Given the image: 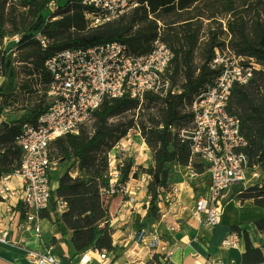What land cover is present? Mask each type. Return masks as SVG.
<instances>
[{
    "label": "trees",
    "instance_id": "16d2710c",
    "mask_svg": "<svg viewBox=\"0 0 264 264\" xmlns=\"http://www.w3.org/2000/svg\"><path fill=\"white\" fill-rule=\"evenodd\" d=\"M53 1H66L51 18L44 12ZM141 5L131 13L101 26L92 27L85 13L87 8L80 0H0V100L8 102V82L17 74L16 62L26 66L29 75H38L46 84L44 97L32 105L20 118L2 122L0 127V176L12 175L21 166L22 150L17 139L26 123L37 119L48 110L50 99L48 85L51 80L46 69V60L68 48H86L99 43L121 41L126 43L135 56H143L151 51L153 41L161 38L173 49L175 57L167 76L171 89L166 96L149 92L143 103L124 96L105 99L94 113L99 128L91 134L83 125L79 134H68L56 139L50 147L53 160L59 162L63 157L75 159L78 169L84 175L74 177L70 171L57 177L58 186L52 191L49 207L42 212L44 219L55 217L63 238L72 234L74 250L71 257L82 255L90 250L107 249L111 253L113 230L110 225L111 197L105 201L102 189L108 185V154L116 143L125 137L129 130L137 126L132 121L124 124L109 120L129 111L142 110L146 106L161 104V119L152 118L141 123V130L148 147L153 150L155 164L146 169L150 175L147 195L150 197L146 218L157 220L161 216L159 204L171 190V165L188 166L192 164L199 173L206 171L201 159L191 161L189 141L181 136V131L192 127L194 114L191 110L195 96L218 75L210 66L215 49L227 43L218 39L212 31L205 43L204 55L200 65L195 64V54L199 46L201 26L199 20L209 12L214 18L218 8L229 18L222 21L221 28L229 35L228 44L238 54L255 58L264 66V0H139ZM260 3V7L256 4ZM59 5V3H57ZM22 8V28L15 19L14 31L9 35L7 24L10 15ZM217 8V9H216ZM216 9V10H215ZM211 11V12H210ZM31 18L29 22L26 19ZM224 22L227 30H224ZM41 32L49 43L42 47L34 34ZM161 32V33H160ZM20 35L18 43L13 42L10 49L19 53L13 58L9 48L3 43L5 37ZM182 75L184 82L176 90L177 78ZM264 68L255 71L254 77L243 85H236L231 93L228 110L240 118L241 132L248 141L245 149L251 166H258L264 174ZM3 108L0 106V115ZM140 130V131H141ZM59 148L55 155L54 147ZM134 161L129 158L122 167L123 180L132 173ZM230 199L237 197L242 201L250 200L264 208V181L249 186L242 184L230 190ZM64 201L66 208L59 211V202ZM107 202V203H106ZM256 230L264 234V216L253 221ZM149 225V224H148ZM147 226L145 220L136 223L137 231ZM231 230L244 240L243 264H263L264 251L256 247L247 229L240 224H232ZM156 260V257L154 258ZM153 261V260H152Z\"/></svg>",
    "mask_w": 264,
    "mask_h": 264
},
{
    "label": "built area",
    "instance_id": "2783aa9c",
    "mask_svg": "<svg viewBox=\"0 0 264 264\" xmlns=\"http://www.w3.org/2000/svg\"><path fill=\"white\" fill-rule=\"evenodd\" d=\"M80 1L87 8L85 16L92 27L119 19L141 5L139 0ZM56 5L53 1L49 8L54 9ZM224 30H227L225 22ZM34 36L42 47H47L49 40L45 35L36 32ZM19 41L20 35L16 34L5 37L3 43ZM174 57L173 49L160 35L153 41L151 51L143 56H135L124 42L110 41L86 48L64 49L46 60L51 78L50 106L37 121L26 123L17 139L22 150L19 169L12 175L0 176L1 244L22 250L30 264H69L51 250L33 248L25 242L27 234H34L43 241L42 212L49 207L54 189L52 176L58 169V161L50 154L52 142L68 134H79L105 99L127 96L143 103L149 92L166 96L171 89L167 72ZM210 66L218 75L195 96L191 107L192 127L182 130L181 136L189 141L191 161L201 159L208 176V191L196 200L194 215L202 223L215 227L221 223L226 194L236 185L248 186L259 176V167L250 165L245 152L248 141L241 132L240 118L229 112L228 103L233 88L247 84L255 71L264 66L253 57L238 55L228 42L215 49ZM144 147L147 149L148 145L141 131L134 129L109 152L108 185L101 191L104 199L108 201L122 195L125 197L123 207L129 209L136 200L131 196L132 187L146 188L150 176L131 175L123 180L121 170L131 158L134 161L132 173L138 175L140 168L136 160L141 151L145 152ZM198 173L190 164L187 178L193 180ZM13 178L18 179V184L11 183ZM162 205L166 211L163 209L161 216L187 209L178 187H171L160 208ZM65 208L66 203L60 201L59 211ZM152 227L136 231L135 243L152 254L153 264H176L172 261L171 240ZM240 242V237L233 234L221 244L232 249L239 247ZM97 251L101 264H110L111 252Z\"/></svg>",
    "mask_w": 264,
    "mask_h": 264
},
{
    "label": "crops",
    "instance_id": "0c3cea01",
    "mask_svg": "<svg viewBox=\"0 0 264 264\" xmlns=\"http://www.w3.org/2000/svg\"><path fill=\"white\" fill-rule=\"evenodd\" d=\"M188 169L189 166H176L172 169L170 178V186L179 188L187 209L166 212L164 216L156 220V230L171 240L174 252L172 261L176 264H243L245 243L242 238L237 248L228 249L221 244L225 238L236 234L230 228L232 224H240L242 229H247L253 244L264 251V234L257 231L253 223L254 220L264 216V208L252 202L242 204L240 201L230 199L229 191L226 194L221 223L215 227L202 223L194 215V207L196 200L208 191V176L205 171L198 173L195 179L190 180L186 174ZM11 183L18 184V179L13 178ZM146 193L139 185L133 186L131 196H134L136 200L129 209L123 207L124 196L113 197L110 204V225L113 229L114 250L110 254V264H153L152 254L139 247L134 241L138 221L145 220L147 226H151L146 218L147 208H141L145 199L146 204H149ZM231 201H235V204L243 211L237 209L238 212L234 209L235 213H233L229 209ZM163 209L166 211L164 205L161 208L162 214ZM25 242L33 248L49 249L69 264H101L97 250L71 257L70 252L74 250L72 234L69 233L66 238H63L53 215L51 220L43 221V241L34 234H27ZM0 264L30 263L22 250L0 243Z\"/></svg>",
    "mask_w": 264,
    "mask_h": 264
},
{
    "label": "rangeland",
    "instance_id": "374dc122",
    "mask_svg": "<svg viewBox=\"0 0 264 264\" xmlns=\"http://www.w3.org/2000/svg\"><path fill=\"white\" fill-rule=\"evenodd\" d=\"M57 3H59V5L54 6V9L48 8L44 12V16L46 18H51L53 15H55V14L51 15V13L53 11L56 12L58 10V7L63 6L66 3V1H57ZM256 7H260V3L256 4ZM218 9L219 10L216 13L214 18H209L208 17L209 12H208L204 16V18L199 20V22L197 24V26H201L199 46H198V48L196 50V54H195V64L197 66L200 65L202 62L203 55H204V47H205L204 45L210 39L212 31L217 32L219 41H221V42L225 41L226 43H227V41H229L230 35L226 31L222 30L221 24H220V23H222V21H227L229 16L226 13L222 12L221 8H218ZM260 9H262V8L260 7ZM22 11H23V9L19 8L12 15H10L9 21L7 24V30L10 33L9 35H12V33L14 31V23L12 24L13 19H15L17 26L22 28V25H23V23H22L23 19L21 17ZM30 20H31V18H28V19H26V22H29ZM12 43L13 42H8V44L6 46L9 48V52L12 54V57L14 58L19 53V50L16 51L15 48L10 49ZM16 66H17V74L14 78L9 80L8 86H7V91L9 94V100H8V102H4L2 99L0 100V106L3 108L2 114L0 115V127H1L2 122H5V121L9 122L13 119L20 118L24 113H26L29 110V108L32 105H34L35 103H37L40 99H42L44 97L46 84L41 80V78L38 75H29L27 69L25 68L26 65L22 62H16ZM3 80H4V77L0 75V82L2 83ZM183 82H184L183 76L179 75V77L177 78V83H176V90L177 91H179L181 89ZM263 95H264V91H263ZM142 107H143L142 110L137 109L136 111H129V112L122 114L121 116H118L116 118H112L109 120V123H114V122L120 121L124 124H129L132 121H134L135 125H137V126L132 127L129 130V132H131V130H134V129L141 130V123L142 122H148V121L152 120V118L161 119V117L163 115V106L161 104L154 105V103H153V105L148 107L144 103L142 105ZM85 126H86L85 127L86 130L91 134L95 133L96 130L99 128V126L97 125V122H96V118H93ZM141 132H143V131L141 130ZM133 135H136V134L134 133ZM142 135L144 136V133H142ZM136 138H137L138 142H141V139L139 138V136H136ZM144 148L146 149V147H144ZM54 152H55V155L59 154V148L55 146ZM136 161H138L139 168H140V170L138 172V176L142 177V176L146 175V178H148V176H150V175L146 172V169H148L149 167H151L152 165L155 164L153 150L150 147H148L145 150V152H143L142 154H138ZM176 166H179V165L173 164V165H171V168L174 169ZM66 171H70L74 177L84 175V173L78 169V162L75 159L68 160L66 158L61 157V158H59L58 169L55 173H53V175H56V174L60 175ZM258 172H259V176L257 178H255V180L250 182L249 185H253L256 183H262V181H264V174L261 171V169H260V171L258 170ZM186 174H188V173H186ZM251 176L252 175L249 174V177H251ZM150 180H151V178L147 179L146 183L149 184ZM58 182H59V180L57 177L52 179L53 188H55L58 185ZM148 184L147 185L145 184L146 185V188H144L145 192L148 191ZM230 194H232V193H230ZM146 195H147V193H146ZM148 199H150V197H148ZM234 199L237 201H240L242 204L247 203V202H252L250 200L242 201L241 199H238L237 197H235ZM112 200H113V198L111 199V202H112ZM105 201H107V200H105ZM145 201H146V199L142 202L141 208L146 209L147 206L149 205V204H146ZM229 203H231V204H229V209L233 213H235L234 209H236V211H238L240 209L235 204V201L234 202L231 201ZM241 211H243V210H241ZM160 218H161V216H160ZM160 218H158V219H160ZM148 222L151 226H153V229L157 228L155 219L150 218V219H148Z\"/></svg>",
    "mask_w": 264,
    "mask_h": 264
}]
</instances>
